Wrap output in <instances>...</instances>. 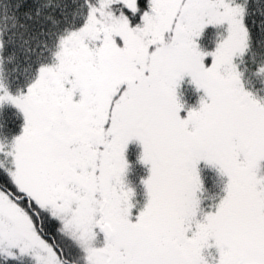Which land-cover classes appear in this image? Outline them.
<instances>
[{
	"label": "snow or ice",
	"instance_id": "1",
	"mask_svg": "<svg viewBox=\"0 0 264 264\" xmlns=\"http://www.w3.org/2000/svg\"><path fill=\"white\" fill-rule=\"evenodd\" d=\"M0 264H264V0H0Z\"/></svg>",
	"mask_w": 264,
	"mask_h": 264
}]
</instances>
